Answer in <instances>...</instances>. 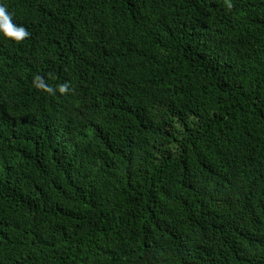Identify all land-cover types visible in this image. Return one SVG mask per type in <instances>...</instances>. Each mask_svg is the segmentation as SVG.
<instances>
[{"label":"trees","instance_id":"16d2710c","mask_svg":"<svg viewBox=\"0 0 264 264\" xmlns=\"http://www.w3.org/2000/svg\"><path fill=\"white\" fill-rule=\"evenodd\" d=\"M0 5V264H264V0Z\"/></svg>","mask_w":264,"mask_h":264},{"label":"clouds","instance_id":"9594fccd","mask_svg":"<svg viewBox=\"0 0 264 264\" xmlns=\"http://www.w3.org/2000/svg\"><path fill=\"white\" fill-rule=\"evenodd\" d=\"M0 36L14 41L28 36L24 27L12 23L11 13L3 5H0Z\"/></svg>","mask_w":264,"mask_h":264}]
</instances>
